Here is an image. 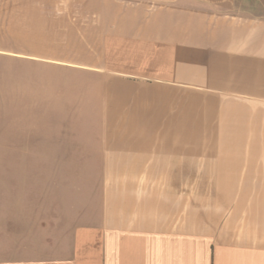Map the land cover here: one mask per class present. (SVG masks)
<instances>
[{"label": "crops", "instance_id": "obj_1", "mask_svg": "<svg viewBox=\"0 0 264 264\" xmlns=\"http://www.w3.org/2000/svg\"><path fill=\"white\" fill-rule=\"evenodd\" d=\"M0 141L211 190L105 202L113 264H264V0H0Z\"/></svg>", "mask_w": 264, "mask_h": 264}, {"label": "rangeland", "instance_id": "obj_2", "mask_svg": "<svg viewBox=\"0 0 264 264\" xmlns=\"http://www.w3.org/2000/svg\"><path fill=\"white\" fill-rule=\"evenodd\" d=\"M2 144L0 141V148ZM2 152L0 149V264L28 260L51 264L52 259L60 264H100L101 260L113 264L115 236L82 231L104 227L105 202L131 201L136 196L141 200L152 195L170 199L168 207L178 209L173 197L194 201L211 194L210 189L149 188V181L161 186L171 174L125 173L111 177L56 172L49 167L57 163L55 158L8 157ZM107 176L109 180L104 181Z\"/></svg>", "mask_w": 264, "mask_h": 264}]
</instances>
